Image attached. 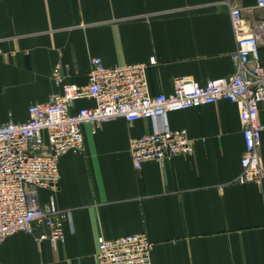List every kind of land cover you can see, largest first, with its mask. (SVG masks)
Instances as JSON below:
<instances>
[{
    "label": "crops",
    "instance_id": "0c3cea01",
    "mask_svg": "<svg viewBox=\"0 0 264 264\" xmlns=\"http://www.w3.org/2000/svg\"><path fill=\"white\" fill-rule=\"evenodd\" d=\"M231 7L248 26L264 20L257 0H0V108L13 114L0 115V124L26 121L31 104L48 102L65 85L86 86L96 56L108 67L154 56L147 69L153 95L171 93L179 80L233 76ZM260 51L264 65V37ZM93 105L81 99L74 111ZM169 121L188 131L194 153L140 169L130 141L151 133L149 120L85 124V150L63 155L58 190L40 193L43 205L53 195L70 212L65 240L53 246L19 232L0 244V264H99V236L142 232L153 242V264H264V179L238 181V104L172 112ZM260 154L264 165V133Z\"/></svg>",
    "mask_w": 264,
    "mask_h": 264
},
{
    "label": "built area",
    "instance_id": "2783aa9c",
    "mask_svg": "<svg viewBox=\"0 0 264 264\" xmlns=\"http://www.w3.org/2000/svg\"><path fill=\"white\" fill-rule=\"evenodd\" d=\"M257 5L264 8V0H257ZM230 16L237 39V51L232 55L237 70L229 78L205 84L179 80L171 93L153 95L147 69L156 64L154 56L148 63L110 67L96 56L91 58L86 86L65 85L63 92L52 94L48 102L31 104L26 121L10 119L0 124V244L19 232L53 246L65 240L64 223L71 218L70 212L59 209L53 195L43 205L40 193L58 190L63 155L85 150L83 126L87 123L102 124L120 117L129 122L149 120L151 133L130 141L133 166L140 169L146 162L164 164L194 153L188 131L171 127L170 113L228 100L238 104L243 126L244 153L238 181L261 183L264 65L260 48L264 20L248 26L239 7H231ZM54 77L61 79L57 68ZM81 99L92 100L94 105L74 111ZM9 116L12 118L11 113ZM152 251L153 242L143 232L98 238L99 264H153Z\"/></svg>",
    "mask_w": 264,
    "mask_h": 264
},
{
    "label": "rangeland",
    "instance_id": "374dc122",
    "mask_svg": "<svg viewBox=\"0 0 264 264\" xmlns=\"http://www.w3.org/2000/svg\"><path fill=\"white\" fill-rule=\"evenodd\" d=\"M0 115L2 116L3 119H6L9 117V113H8V110L6 107L0 108ZM12 116H13V114H12Z\"/></svg>",
    "mask_w": 264,
    "mask_h": 264
}]
</instances>
